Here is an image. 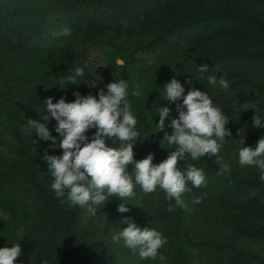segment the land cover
<instances>
[{
  "label": "rangeland",
  "instance_id": "374dc122",
  "mask_svg": "<svg viewBox=\"0 0 264 264\" xmlns=\"http://www.w3.org/2000/svg\"><path fill=\"white\" fill-rule=\"evenodd\" d=\"M171 1L180 8L182 19L204 12L233 10L264 21V0ZM160 12L159 18L163 14V11ZM141 30L135 26L122 33L111 45L103 43L94 46L90 60L105 78L109 75L112 82L120 79L128 82L126 99L137 120L134 130L139 133L133 148L134 159L141 160L151 152L155 165L175 150V146L163 140L164 133L158 127V106L171 107L173 118L177 116L175 104H167L165 84L175 77L184 85L186 94L189 85L184 82L189 77H171L168 74L171 59L164 56L161 59L158 53L152 52H139L132 58L136 59L134 65L127 67L126 56L144 39L145 30ZM203 51L208 56L242 53L252 55V58L225 76L230 85L226 90L218 83L211 85L207 77L193 78L194 86L206 92L213 106L219 107L229 121L225 127L231 130L232 135L225 141L218 140L222 145L218 155L222 163L229 165L230 172L218 176L220 165L216 163V156L211 154L196 160L189 155L185 161L179 162L177 168L185 175L188 164L202 170L205 175V184L200 188L188 182L187 187L191 191H186L181 197L185 208L175 207V200L169 201L159 186L156 191L145 193L140 185L135 184L132 165L128 166V174L134 183L131 197L111 196L101 205H92L98 210L96 215L88 212V206L61 204L60 199L63 198H57L51 188L53 177L42 158L46 150L55 155L58 149L50 148L51 142L40 139L27 123L29 118L47 123L43 117L48 115L44 104L48 87L46 82L38 86L44 79L34 72L37 66L27 70L29 83L34 82L38 86L32 93L38 94L39 114L26 115V112L18 111L19 117H15L12 123L4 116L0 117V169L7 173L10 180L8 183V179L5 182L0 180V248L20 243L23 254L17 258L16 264H44L45 261L47 264H235L233 256L237 252L242 254L241 258H237L239 264H264V181L260 180L261 170L257 166H241L238 157L241 148H255L259 139L264 138V128L252 125L255 109L264 117V31L250 24L241 34H225L213 40L205 45ZM117 61L121 63L117 64ZM137 86L141 95L134 97L132 91ZM19 93L15 102L24 99ZM62 96L66 102L75 100L72 94L63 93L58 98L57 93L53 103ZM27 109L31 110L30 107ZM56 125L55 119L48 121L52 135ZM241 128L246 129L244 144L237 136V130ZM19 130L29 134L32 144L35 141L33 151L36 152L40 180L56 200L55 205L49 206L50 209L43 211L33 198L21 197L22 202L20 189L13 186L29 184L30 180L26 159L21 155L17 142ZM165 130L171 133V129ZM93 132L95 129H89L86 135L91 136ZM53 136L58 137L59 134ZM106 143L119 147V142L112 145L111 140H106ZM3 177L0 175V178ZM257 193L259 209L253 216L252 211L244 214L252 231L242 232L237 229L242 202ZM104 194L107 195L106 190ZM195 197H203L202 202L194 204ZM120 203L127 205L130 211L119 213ZM170 203L174 206L172 212L167 210ZM126 217L132 218L138 227L156 229L167 238V243L158 249L155 259H142L138 250L134 252L127 248L122 239L113 242V235L127 227V224L120 223ZM160 255L166 260L160 261Z\"/></svg>",
  "mask_w": 264,
  "mask_h": 264
},
{
  "label": "clouds",
  "instance_id": "9594fccd",
  "mask_svg": "<svg viewBox=\"0 0 264 264\" xmlns=\"http://www.w3.org/2000/svg\"><path fill=\"white\" fill-rule=\"evenodd\" d=\"M116 63L120 64L121 61ZM198 71L206 73L209 66L204 64L198 67ZM84 75V69L77 67L73 74L61 77L60 83L76 85L77 78ZM207 79L211 85L218 83L225 90L230 86L225 75H220L219 78L209 75ZM193 81L189 77L184 82L189 85L186 94L184 85L175 77L165 84L167 104H175L177 116L173 118L171 107L158 106V127L164 133L163 140L175 146V150L155 165L154 154L151 152L141 160L134 159L133 148L139 133L134 130L137 120L126 99L128 82L125 79L109 83L106 86L107 92L100 88L96 96L73 92V102H66L62 96L53 103V98L47 97L44 104L48 115L43 117V121L47 123L30 118L27 123L35 129L40 139L51 142L50 148L62 150L61 155H50L46 150L42 157L47 163V171L53 177L51 188L57 198H63L60 199L61 204L88 206V212L96 215L98 210L92 205H101L111 196L131 197L134 194V183L128 174V166L132 165L135 184L140 185L145 193L154 192L159 186L169 201L175 200V207L185 208L181 197L186 191H191L187 187L188 182L200 188L205 184V175L192 164L187 165L185 175L177 168L179 162L185 161L189 155L192 160H196L211 154L216 156V163L220 165L217 175L229 173V165L222 163V158L218 155L222 146L218 140L225 141L226 137L232 135L231 130L225 127L229 121L219 107L213 106L209 95L194 86ZM87 85L89 88L96 87V81H88ZM140 95L137 86L132 91V96ZM50 119L57 122L55 132L59 134L58 137L53 136L47 126ZM252 125L264 128V117L258 114L257 109L252 117ZM89 129H95L91 136L86 135ZM165 129H171V133ZM245 131V128L237 130V136L243 144ZM106 140H111L112 145L119 142V147L108 146ZM238 157L241 166H257L261 170L260 180L264 181V158H261L264 157V138L259 139L255 148H241ZM105 190L107 195L104 194ZM202 199L203 197H195L192 202L200 204ZM167 210L174 211V206L170 203ZM117 211L127 213L130 209L120 203ZM120 223L127 224V227L113 235V242L122 239L127 248L134 252L138 250L142 259H155L158 249L167 243V238L159 231L138 227L130 217L124 218ZM22 254L20 243L0 248V264H16L17 258ZM159 259L163 262L166 257L160 255Z\"/></svg>",
  "mask_w": 264,
  "mask_h": 264
},
{
  "label": "trees",
  "instance_id": "16d2710c",
  "mask_svg": "<svg viewBox=\"0 0 264 264\" xmlns=\"http://www.w3.org/2000/svg\"><path fill=\"white\" fill-rule=\"evenodd\" d=\"M179 9L171 0H0V117L12 123L19 117L18 111L38 115V94L32 90L45 82L46 96L53 99L57 93L59 98L63 93L73 95L76 91L94 96L100 88L107 92L106 86L112 79L94 68L90 52L96 45H111L135 26L145 30L144 39L126 56L127 67L134 65L136 59L132 58L139 52H152L161 59L163 56L171 59L168 69L171 77L197 79L216 75L219 78L252 58L242 53L208 56L203 48L225 34L243 33L250 24L264 31L263 20L233 10L204 12L182 19ZM160 11H163L161 18ZM204 64L209 66V71L200 73L198 67ZM34 66H37L34 72L44 79L38 86L29 83L27 74ZM77 67L83 68L85 75L77 78L76 85L61 84L60 78L73 74ZM92 80L96 81V87L89 88L87 83ZM19 92L24 99L15 102ZM28 135L21 130L17 133L20 153L27 162L29 184L13 186L20 189L21 201V197L33 198L44 211L55 205L56 200L40 180L34 143ZM57 149L55 155L61 154L62 150ZM0 175L4 176L0 178L2 182L9 178L2 169ZM258 198L259 193L243 200L237 222L240 231L251 233L244 214L252 211L254 215L259 209ZM241 255L234 254L235 264H239L237 258Z\"/></svg>",
  "mask_w": 264,
  "mask_h": 264
}]
</instances>
